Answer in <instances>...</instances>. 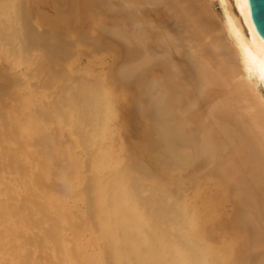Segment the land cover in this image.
Returning a JSON list of instances; mask_svg holds the SVG:
<instances>
[{
	"label": "bare ground",
	"instance_id": "bare-ground-1",
	"mask_svg": "<svg viewBox=\"0 0 264 264\" xmlns=\"http://www.w3.org/2000/svg\"><path fill=\"white\" fill-rule=\"evenodd\" d=\"M0 264H264L248 0H0Z\"/></svg>",
	"mask_w": 264,
	"mask_h": 264
},
{
	"label": "water",
	"instance_id": "water-1",
	"mask_svg": "<svg viewBox=\"0 0 264 264\" xmlns=\"http://www.w3.org/2000/svg\"><path fill=\"white\" fill-rule=\"evenodd\" d=\"M252 22L264 40V0H248Z\"/></svg>",
	"mask_w": 264,
	"mask_h": 264
},
{
	"label": "rangeland",
	"instance_id": "rangeland-1",
	"mask_svg": "<svg viewBox=\"0 0 264 264\" xmlns=\"http://www.w3.org/2000/svg\"><path fill=\"white\" fill-rule=\"evenodd\" d=\"M213 7H214V6H213ZM214 9H215V10H214ZM213 10H214V12H215L216 15H220L219 10L217 9V7H214ZM216 11H217V12H216ZM119 50H120V47H118L117 52H118ZM107 58H108V57H107ZM107 61H108V62H112L110 59H107ZM82 62H84V61H82ZM97 69H98L99 71L101 70V68H96L95 71H98ZM192 169H193V168H192Z\"/></svg>",
	"mask_w": 264,
	"mask_h": 264
}]
</instances>
